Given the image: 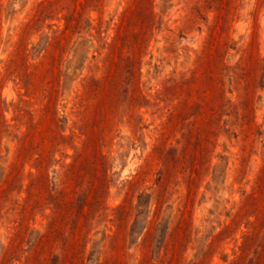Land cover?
<instances>
[{"label": "rangeland", "instance_id": "1", "mask_svg": "<svg viewBox=\"0 0 264 264\" xmlns=\"http://www.w3.org/2000/svg\"><path fill=\"white\" fill-rule=\"evenodd\" d=\"M0 264H264V0H0Z\"/></svg>", "mask_w": 264, "mask_h": 264}]
</instances>
